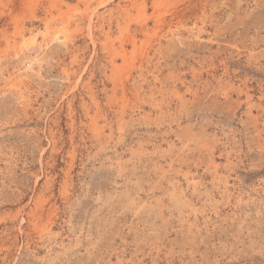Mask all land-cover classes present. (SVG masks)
Returning <instances> with one entry per match:
<instances>
[{
    "label": "rangeland",
    "instance_id": "374dc122",
    "mask_svg": "<svg viewBox=\"0 0 264 264\" xmlns=\"http://www.w3.org/2000/svg\"><path fill=\"white\" fill-rule=\"evenodd\" d=\"M0 264H264V0H0Z\"/></svg>",
    "mask_w": 264,
    "mask_h": 264
}]
</instances>
